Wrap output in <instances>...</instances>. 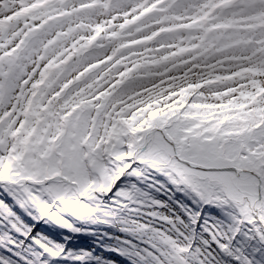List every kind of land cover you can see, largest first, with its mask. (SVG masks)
Returning a JSON list of instances; mask_svg holds the SVG:
<instances>
[{"label": "snow or ice", "instance_id": "1", "mask_svg": "<svg viewBox=\"0 0 264 264\" xmlns=\"http://www.w3.org/2000/svg\"><path fill=\"white\" fill-rule=\"evenodd\" d=\"M0 264H264V0H0Z\"/></svg>", "mask_w": 264, "mask_h": 264}]
</instances>
